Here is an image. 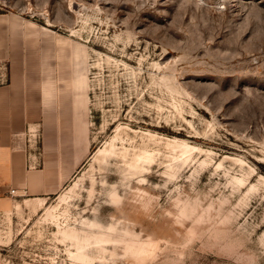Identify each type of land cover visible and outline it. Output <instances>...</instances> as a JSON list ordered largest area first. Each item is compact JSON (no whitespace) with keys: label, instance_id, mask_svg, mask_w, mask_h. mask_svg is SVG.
Listing matches in <instances>:
<instances>
[{"label":"rangeland","instance_id":"obj_1","mask_svg":"<svg viewBox=\"0 0 264 264\" xmlns=\"http://www.w3.org/2000/svg\"><path fill=\"white\" fill-rule=\"evenodd\" d=\"M1 38L19 68L66 82L62 123L77 150L43 205L0 199V264H264V0H0ZM29 128L41 164L43 127ZM148 133L149 171L127 178L122 158L96 159L117 134L119 148L139 150ZM174 139L196 149L169 178ZM85 221L115 225L122 241L77 257L64 230L95 241ZM133 239L142 253L127 251Z\"/></svg>","mask_w":264,"mask_h":264},{"label":"crops","instance_id":"obj_2","mask_svg":"<svg viewBox=\"0 0 264 264\" xmlns=\"http://www.w3.org/2000/svg\"><path fill=\"white\" fill-rule=\"evenodd\" d=\"M3 61L9 68L7 81L0 82V199L10 192L46 198L60 190L75 163L76 136L62 123L72 116L71 91L66 82L55 86L51 78L19 68L8 40L1 38ZM31 125L43 127V160L36 165L38 153L29 151L36 147L28 140Z\"/></svg>","mask_w":264,"mask_h":264},{"label":"bare ground","instance_id":"obj_3","mask_svg":"<svg viewBox=\"0 0 264 264\" xmlns=\"http://www.w3.org/2000/svg\"><path fill=\"white\" fill-rule=\"evenodd\" d=\"M117 135L114 136L111 141L106 143L103 148L99 149L96 159L99 161L100 165L106 166L109 163L110 158L120 157L125 161L124 162L125 168L124 170L122 169L121 170L125 172L124 175L127 178L138 176L144 172L149 171L152 167L153 162L156 160V155H157L156 149L151 147V143L157 142L156 134L154 135L152 133H148V138H147L148 141L144 142L143 144L144 146L140 147L139 150H136V148L131 149L126 146L119 148L115 143V139L117 138ZM167 145L169 147L172 146L171 149L175 151L176 153L173 155H170L169 163L167 164L166 169H165V174L169 178H174L178 176V173L181 167L192 157L193 151L196 149V147L192 146L188 141L181 140V139H174L173 141L168 140ZM206 163L207 161L204 159L201 161L200 165L203 167ZM220 165L221 163H219L218 166ZM143 179L144 178H142V180ZM234 180H236V182L237 181L240 182L241 178L240 177L235 178ZM77 185H78V182H75L74 185H71L68 192L60 196L61 200L62 201L67 200V197H70L69 193L74 192ZM111 198L113 202L115 203L117 202V204H119L118 202L121 200L122 197L116 191V192L111 193ZM26 200L28 201L29 198ZM44 202H45L44 197L37 198V201H36L37 204L43 205ZM57 206L58 204L52 205L51 207H49L47 209V213L50 214L52 210L57 208ZM84 223L88 226L97 227L99 229V232L96 233V235H94L96 236L95 241H92L88 235L82 236L75 229L67 228L64 230V233L67 237L74 238L77 240V248H78L77 257L81 259L86 258L87 255H89L87 251L88 247L94 242L101 244V247L105 249L104 243L122 241V238L113 234L116 231L119 233H122L121 231H119L118 228L114 227L115 225L109 227V231L107 232L104 230V228H106V226L104 225H100L96 222H89V221H85ZM125 233L131 234L130 231H126ZM137 242L138 241H135L134 239L126 241L127 251H130L132 253H140L143 250V245L137 246L136 245Z\"/></svg>","mask_w":264,"mask_h":264}]
</instances>
